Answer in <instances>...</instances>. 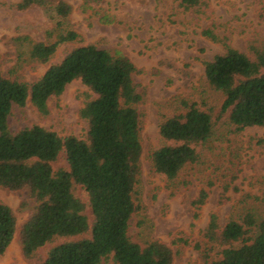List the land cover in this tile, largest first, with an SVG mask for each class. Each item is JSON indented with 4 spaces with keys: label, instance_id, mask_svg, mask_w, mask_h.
<instances>
[{
    "label": "trees",
    "instance_id": "trees-1",
    "mask_svg": "<svg viewBox=\"0 0 264 264\" xmlns=\"http://www.w3.org/2000/svg\"><path fill=\"white\" fill-rule=\"evenodd\" d=\"M202 1L179 0V5L191 10L199 8ZM32 6L48 7L58 19L71 13V6L63 0H20L16 9ZM201 34L224 47L222 54L203 63L206 82L223 98L219 116L226 115L235 133L263 126L264 36L250 42L244 53L210 29ZM80 40L78 33L68 30L56 34L52 42L26 41L30 58L45 64L60 44ZM137 72L119 51L94 45L71 49L31 83L10 78L0 70V188L27 189L36 203L18 233L24 257L31 258L53 237H63L77 239L52 246L39 264H99L106 259L114 264H172L167 244L151 239L140 245L127 235L129 220L140 209L134 199L142 150L137 105L144 98L133 82ZM74 80L94 95L79 110L87 126L84 139L60 137L39 125L9 131L7 119L13 106L22 107L28 99L45 115L47 100L59 96ZM181 104L183 113L162 116L158 124L160 138L170 143L150 154L153 170L168 181L185 165L198 162L196 147L204 145L213 133L208 111L194 102ZM60 152L65 155L67 169L54 170L52 164ZM73 186L85 191L86 204L74 196ZM206 197L207 192L201 189L192 201L195 209ZM15 228L11 209L0 203V256L12 241ZM203 238L209 245L203 253L206 259L208 250L220 249L219 257L209 264H264V217L256 220L245 214L240 221L231 219L220 227L216 215L211 214ZM173 242L200 249L198 242L186 238Z\"/></svg>",
    "mask_w": 264,
    "mask_h": 264
},
{
    "label": "rangeland",
    "instance_id": "rangeland-1",
    "mask_svg": "<svg viewBox=\"0 0 264 264\" xmlns=\"http://www.w3.org/2000/svg\"><path fill=\"white\" fill-rule=\"evenodd\" d=\"M19 1L0 0L3 74L34 82L49 64L58 63L81 45L119 51L138 70L132 78L144 99L137 105L142 150L134 199L140 209L128 223L127 235L132 242L143 245L157 239L167 244L172 264H209L219 257L220 250H208L207 259L203 255L209 248L203 232L211 214L216 215L220 227L231 219L240 221L245 214L256 220L264 217V125L235 133L226 115L219 116L223 98L206 82L203 63L222 54L224 47L201 34L210 29L231 47L246 53L250 42L264 36V0H203L199 8L191 10H184L179 0H63L71 6V13L62 19L48 7L17 10ZM68 30L78 33L81 40L60 44L45 64L30 58L26 40L52 42L56 34ZM93 96L79 80H74L59 96L47 100L45 115L28 99L22 107L13 106L8 129L14 133L39 125L60 137L84 139L87 126L79 110ZM182 101L194 102L211 114L213 133L204 145L196 147L198 162L185 165L175 179L168 181L153 170L150 154L170 143L160 138L158 124L162 116L183 113ZM52 167L67 169L63 152ZM201 189L207 197L195 209L192 201ZM72 192L86 204L87 196L81 187L73 186ZM0 203L11 209L16 227L12 241L0 256V264H39L52 246L77 239L53 237L26 258L18 233L36 203L27 189L3 188ZM85 214L91 220L88 208ZM177 238L196 241L200 249L174 243ZM99 264L114 263L106 259Z\"/></svg>",
    "mask_w": 264,
    "mask_h": 264
}]
</instances>
